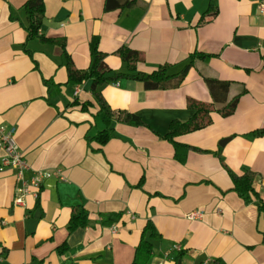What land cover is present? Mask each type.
Masks as SVG:
<instances>
[{
  "label": "crops",
  "instance_id": "1",
  "mask_svg": "<svg viewBox=\"0 0 264 264\" xmlns=\"http://www.w3.org/2000/svg\"><path fill=\"white\" fill-rule=\"evenodd\" d=\"M24 2L0 0V125L14 129L28 166L24 178L50 175L22 209L13 204L16 170L0 171V264H131L148 220L161 235L148 264H264V212L231 189L220 161L237 174L252 170L264 200V134L247 135L264 129V0H136L111 11L104 0H44L41 32L64 37L79 69L88 67L97 39L113 69L123 68L112 52L124 44L142 54L141 72L198 50L214 55L207 67L218 78L244 85L232 115L214 113L210 125L176 137L193 147L183 163L161 135L195 107L215 108L200 74L205 63L196 61L173 89H145L132 79L103 85L111 107L137 114L146 125L116 123L114 136L100 147L86 137L104 124L94 118V107L81 109L92 100L89 82L79 84L77 94L66 84L59 46L33 43L31 54L22 49L24 29L11 15ZM211 2L217 14L202 17ZM45 79L59 84L58 94H49L55 87ZM222 139L227 142L220 145ZM80 205L88 224L69 231L71 212ZM195 210L202 217L188 219ZM104 214L116 219L102 224Z\"/></svg>",
  "mask_w": 264,
  "mask_h": 264
},
{
  "label": "trees",
  "instance_id": "2",
  "mask_svg": "<svg viewBox=\"0 0 264 264\" xmlns=\"http://www.w3.org/2000/svg\"><path fill=\"white\" fill-rule=\"evenodd\" d=\"M136 4V0H104V10L129 9ZM217 14V8L211 2L209 8L202 17H213ZM24 17V18H23ZM12 19H18L24 29V40L21 44L24 52L31 54L34 50L31 47L36 43L39 47L59 46L62 49V57L58 60V65H63L66 69V84L76 86L89 82V91L92 100L81 103V109L87 110L94 107L96 113L94 118L103 122L104 127L94 136H87V141H96L100 147L107 143L114 136V126L116 123H124L132 126L146 125L145 122L135 113L125 109L111 107L101 93L103 85L115 82L120 79H132L142 83L145 89H173L183 82L188 70L195 65L196 61L205 63L200 74L203 77L215 108L195 107L193 113L187 120L173 119L169 122L167 130L161 135L163 139L171 143L174 150V158L183 163L187 153L193 147L181 144L176 141V137L202 129L213 122V114L221 117L232 115L237 107L240 97L247 91L242 83L218 78L215 73L207 67V61L214 56L194 50L185 59L177 63H165L158 66L151 72H141L138 65L144 61L142 54L124 44L112 53L122 62L123 68L113 69L106 61L107 53L98 47L97 39L90 45V62L87 68H77L66 50V40L64 37L48 36L41 32L42 23L45 18L44 0H25L17 14L11 15ZM204 19V18H203ZM44 49V48H42ZM180 64V70L173 72L172 69ZM200 69V68H199ZM44 83L55 88L49 92L50 95L58 94L59 84H54L50 79H45ZM79 104L75 99L72 104ZM264 134V129H257L247 133L251 138ZM220 157V154H218ZM222 166L232 180V190L235 191L245 203L255 202L260 212H264V200L258 197L254 189L253 182L255 174L250 169H245L242 173L233 172L220 157ZM254 197L256 198L254 200ZM110 214L102 215V224H109L114 221ZM88 224V212L83 205L74 208L71 212L68 229L73 231ZM161 239V235L155 225L148 220L145 224L139 242L137 243L131 264H148L155 252V240ZM182 252V251H180ZM216 264H224L219 259Z\"/></svg>",
  "mask_w": 264,
  "mask_h": 264
},
{
  "label": "built area",
  "instance_id": "3",
  "mask_svg": "<svg viewBox=\"0 0 264 264\" xmlns=\"http://www.w3.org/2000/svg\"><path fill=\"white\" fill-rule=\"evenodd\" d=\"M79 85H76L74 93L79 91ZM14 129H6L0 125V171L4 169H15L20 185L17 188V194L13 198V204L17 207L24 208L26 206V198L32 197L37 199L41 190L43 180L50 175L48 171H39L34 173L29 179L24 178V170L28 168L22 151L14 141ZM202 211H191L187 218L190 220L199 219L202 217ZM115 231V226L110 227Z\"/></svg>",
  "mask_w": 264,
  "mask_h": 264
},
{
  "label": "water",
  "instance_id": "4",
  "mask_svg": "<svg viewBox=\"0 0 264 264\" xmlns=\"http://www.w3.org/2000/svg\"><path fill=\"white\" fill-rule=\"evenodd\" d=\"M225 142H227V139H222L219 144L223 145Z\"/></svg>",
  "mask_w": 264,
  "mask_h": 264
},
{
  "label": "rangeland",
  "instance_id": "5",
  "mask_svg": "<svg viewBox=\"0 0 264 264\" xmlns=\"http://www.w3.org/2000/svg\"><path fill=\"white\" fill-rule=\"evenodd\" d=\"M69 89V88H68Z\"/></svg>",
  "mask_w": 264,
  "mask_h": 264
}]
</instances>
